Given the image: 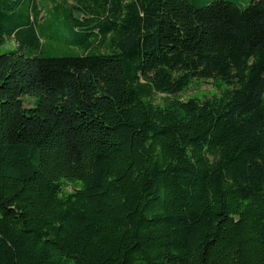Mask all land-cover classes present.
<instances>
[{
	"label": "trees",
	"instance_id": "1",
	"mask_svg": "<svg viewBox=\"0 0 264 264\" xmlns=\"http://www.w3.org/2000/svg\"><path fill=\"white\" fill-rule=\"evenodd\" d=\"M8 41L0 264H264V0H0Z\"/></svg>",
	"mask_w": 264,
	"mask_h": 264
},
{
	"label": "rangeland",
	"instance_id": "2",
	"mask_svg": "<svg viewBox=\"0 0 264 264\" xmlns=\"http://www.w3.org/2000/svg\"><path fill=\"white\" fill-rule=\"evenodd\" d=\"M45 2H47V0H44ZM205 1H209V0H198V3H202ZM233 2H237L239 3L241 6H246L248 5V3L251 0H230ZM16 47V43L14 41H8L6 42V44L1 47L0 52L1 53H5L9 50H14ZM73 54L76 55L78 54V51L75 49L73 51ZM214 93H216L215 89L212 86V82L211 80H207V81H193V83L190 84V86L182 93H180L178 95V97L182 100H186L189 98H203V97H210L212 96ZM163 96L162 95H157L156 96V102H161V98ZM24 106L25 107H30L32 106V100H30L29 98H25L24 101ZM71 184H68V186L66 187L67 191L72 190Z\"/></svg>",
	"mask_w": 264,
	"mask_h": 264
}]
</instances>
